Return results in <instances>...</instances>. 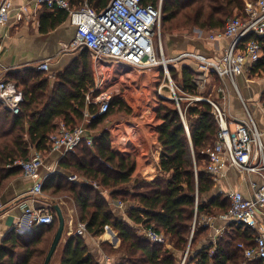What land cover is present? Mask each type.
Segmentation results:
<instances>
[{
	"label": "trees",
	"instance_id": "1",
	"mask_svg": "<svg viewBox=\"0 0 264 264\" xmlns=\"http://www.w3.org/2000/svg\"><path fill=\"white\" fill-rule=\"evenodd\" d=\"M84 1L100 11L110 0H68L72 7H81ZM158 2L141 0L142 5L153 7ZM242 5L243 0H162V29L172 33L220 30ZM66 17L64 11H52L45 20L53 29ZM255 40L264 48V39ZM79 54L78 60L55 76L51 88L46 74L36 67L11 72L3 78L22 92L23 102L17 115L0 104V190L22 175L19 168L11 167L14 161L27 159L31 148L42 153L49 150L47 139L56 129V121L76 127L86 109L85 96L100 92L89 51L81 49ZM122 66L129 67L113 65L116 70ZM168 68L177 95L201 96L216 103V99L197 92L195 73L188 66H182L180 75L171 64ZM134 72L138 75L135 81H122L127 80L112 97L108 112L91 121L89 130L101 129L113 112H122V116L139 118L151 146L144 144L134 124L115 121L93 139L92 148L82 143L59 163L71 174L97 183L100 191L88 184L69 183L61 175H51L44 181L43 192L51 189L52 194L70 196L90 237L100 238L106 227L116 232L120 240L118 249L105 252L114 258V264H180L178 254H186L184 264H262L246 260L238 247H252L257 235V231L242 225L229 223L214 243H202L210 232L200 223L202 218L216 217L230 207L226 197L212 195L214 183L204 171L208 151L213 148L219 130L212 106L183 100L178 108L173 100L159 97L157 89L167 84L161 66L151 68L149 75ZM255 74L264 77V57L249 76ZM211 78L213 84L220 85L215 76ZM163 91L169 93L166 87ZM111 199L126 206L127 221L111 208ZM137 226L164 234L170 249L147 241L137 233ZM56 228L55 216L51 226L37 227L29 237L22 238L11 231L0 246V264H43ZM59 264L98 263L88 253L84 235H74L68 238Z\"/></svg>",
	"mask_w": 264,
	"mask_h": 264
},
{
	"label": "built area",
	"instance_id": "2",
	"mask_svg": "<svg viewBox=\"0 0 264 264\" xmlns=\"http://www.w3.org/2000/svg\"><path fill=\"white\" fill-rule=\"evenodd\" d=\"M13 1L0 0V38L2 27L8 23L13 12ZM32 1L34 7L45 6L51 10L64 11L67 14L68 23L74 28V38L71 42L73 49L88 50L95 64L107 61L127 65L140 72L161 66L167 84H162L158 88L159 97L165 98L163 88L166 87L169 91L168 99L173 100L178 108L179 102L183 100L207 102L212 106L219 130L213 148L208 151L204 171L210 176L214 185L225 175L228 168L245 175H254L260 182L251 185L250 197H244L239 191L226 193L220 191V194L230 201L229 209L216 217H204L200 223L204 227L214 229V239L224 233L225 226L229 223L257 231L252 247H245L242 244L238 247L243 250L246 260H257L264 264V225L259 223L256 216L258 214L264 216V143H262L261 132L248 111L246 112L247 122L231 123L221 107L209 98L177 95V88L173 85L168 68V65L172 63L185 62V65L195 73L194 84L198 93L210 85L212 76H215L220 83L228 81L231 90L243 102L237 78L248 74L264 57V48L255 40V38L264 39V0H247L240 16L229 18L223 29L199 33V38L210 42L230 40L222 56L209 59L196 52H187L173 60H166L161 42L156 43V34L161 25L162 0H159L157 7L142 5L141 0H110L100 11L88 6L86 1L79 8H73L68 0ZM22 11L28 12V6L24 5ZM248 36L251 38H247ZM36 70L47 72L48 62L40 63ZM215 88L217 93L225 94L222 86ZM106 89H101L96 95L89 93L85 96L86 109L83 112V119L93 121L108 112L111 99L116 92L113 89ZM22 102L23 94L15 84L0 79V104L3 108L17 115ZM90 107H92L91 110H89ZM186 131L188 133L187 127ZM85 133L86 130L82 126L70 128L60 122L48 136L49 151L66 155L74 152L82 143L92 148L94 138ZM43 159L42 152L31 148L27 159L16 160L11 165V167L19 168L22 176L31 181L29 195L35 199L43 193L45 179L40 173ZM67 181L88 184L94 189L101 190L97 183L90 182L85 177L71 175ZM104 193L107 194L106 191ZM110 205L125 211V205L118 200L112 199ZM3 207L0 202V210ZM23 210V217L27 218L29 224L35 228L51 226L54 223V214L50 209H33L23 206ZM216 223L224 225L221 228H215ZM85 231L86 224L79 222L75 235L83 236ZM137 233L152 244L169 246L167 237L151 228L138 226ZM185 256L182 264H184ZM103 264H114V261L111 257L103 256Z\"/></svg>",
	"mask_w": 264,
	"mask_h": 264
},
{
	"label": "crops",
	"instance_id": "3",
	"mask_svg": "<svg viewBox=\"0 0 264 264\" xmlns=\"http://www.w3.org/2000/svg\"><path fill=\"white\" fill-rule=\"evenodd\" d=\"M13 2L14 8L10 19L1 29L0 79H3L5 75H8L11 72H18L25 68H37L40 63L47 61L49 64V70L44 73L49 80V87L51 88L54 84L55 76L68 68L74 60L79 59L80 49H73L71 45L74 38V28L68 23L67 17L65 21L56 25L53 29L50 28L49 23L45 20L46 15L52 11L59 10H51L45 6L34 7L32 0H14ZM24 5L28 6V12L22 11ZM73 8L79 7L74 6ZM41 28H47L48 31L43 32ZM201 32L202 31L200 30L192 29L191 31L172 33L168 36L164 45L163 42H161L165 59L173 60L187 52H196L209 59L222 56L226 48L229 46L230 40L225 39L210 42L199 38V33ZM89 60L95 83H97L100 80L101 66L95 64L90 54ZM184 65L185 62L171 64L173 68L177 71L179 70V75L181 74L180 70ZM249 75L250 72L237 78V85L243 102L237 98L235 93L231 90L228 81L224 83L219 82L220 85L215 86L217 88L222 86L225 89V94L217 93L215 88L213 96L214 99L217 100L216 103L226 113L227 119L231 121V123L247 122L248 118L246 112L248 111L258 130L261 132L262 143H264V102H262L264 100H261L262 95H264V77L261 78L258 74H255L253 77H250ZM180 82L181 81L179 80V83ZM213 87V79L210 78V85L205 87V89L207 88L210 90V88ZM240 87L242 88L241 90ZM107 89H113V91L116 92L117 88L111 86ZM118 92H116V94H118ZM168 95L169 93L163 95L165 97L164 99H168ZM118 120H125L126 122L134 124L137 127L138 135L144 144L151 146V142L144 131L139 118L133 116H122L121 118L105 120L101 129L97 130H89L91 121L85 119H82L81 122H76L75 126L84 127L86 130L85 134H90L93 138H96L100 136L103 129H108L113 122ZM60 122L63 121H56V127ZM43 154L44 159L40 173L45 180L51 175H61L65 179L71 175H75L59 166L60 161L67 154L62 155L60 152L49 150L44 151ZM259 182L258 177L254 175H245L232 168H228L225 175L214 185L212 195H220V191H222V193L239 191L244 197H250L252 193L251 185L259 184ZM79 184L83 185V183ZM31 186V181L25 179L22 175H19L11 179L6 187L0 190V202H2L4 206L3 209L0 210V246L6 235L11 231H14L19 237L25 238L31 236L36 230L37 227L35 228L31 226L28 219L23 217V206L33 209H50L55 217V212L52 207L57 205L63 215L65 226L62 238L55 250L50 264H59L67 240L69 237L75 235L78 223L80 222L75 203L68 195L59 196L58 193L52 194L51 189L44 191L42 196L35 199L29 195ZM111 208L118 217L127 221L125 211L118 210L112 206ZM126 209L127 208H125V210ZM9 216L13 217V223L11 226L7 225V218ZM256 216L259 223L264 225V216L260 214ZM223 225L224 224L222 223H216L215 228H221ZM105 230V235L103 234V237L101 236L99 239H93L86 231L84 234L85 238L89 236L88 238L90 239V242L87 241L86 245L88 247V245L90 246L91 244L90 248H88L91 249L93 260L98 264H103V256L111 257L114 261L112 256L102 253L101 248L98 247V245L101 246L102 243H107L106 239L116 235L114 230L110 227H106ZM214 235V229H210L209 237L204 241L205 243L203 242V246H207L211 242L213 243L218 237L217 236L214 239ZM104 236L106 237L105 239ZM117 241H120L118 237H116L115 240L113 239L114 244Z\"/></svg>",
	"mask_w": 264,
	"mask_h": 264
},
{
	"label": "rangeland",
	"instance_id": "4",
	"mask_svg": "<svg viewBox=\"0 0 264 264\" xmlns=\"http://www.w3.org/2000/svg\"><path fill=\"white\" fill-rule=\"evenodd\" d=\"M246 1L247 0H243L242 9H243ZM242 9H240L239 11L234 10V12H233V14H232L231 17L240 16V14L242 13ZM188 31H191V30H188ZM171 34H172V32H165V31H163V29H162V23H161L159 32L157 31V34H156V43L158 44L159 41H160V42H163V45H164L165 42L168 39V36H170ZM80 51H81V49L79 50V52ZM113 65H115V64L114 63H109L107 61L104 62V65H101L100 80L97 82V88L99 90H101L103 88H108V87H111V86H115L117 88L116 89V92H118V91L120 92L121 89L123 88V84L126 83V81L128 80L127 78H129L130 81L132 82V81H135L136 76H138L134 72L135 69L132 68V67H126V66L123 67L122 66V67H119V70H116V68L113 67ZM148 72L149 71H146V73H148ZM137 73H141V72L138 71ZM124 79H127V80L123 83L122 81H124ZM127 85H128V83H127ZM217 85L218 84H214V87L217 86ZM214 87L213 88H210V90H208L207 88L205 90L204 89L203 90H200L199 93L201 92V94L203 93V95L206 94L207 97L214 98V96H213V94L215 93ZM133 89H134V87H133ZM241 89L242 88L240 87V90ZM163 94L164 95H167L165 92H163ZM122 115H123L122 112L119 113V112H116L115 111V112H113V115H112L113 117H111L110 119L121 118ZM191 161L194 162V158L192 156V153H191ZM105 232H106V230L104 229V233H103L104 235H105ZM115 234H116V232H115ZM88 237L89 236H87V238H85V242H87V241L90 242V239ZM102 237H103V235H102ZM116 237H118L117 234L116 235H113L112 237H110L108 239H106L107 240V243H102L101 246L98 245V247L101 248L102 253L107 254V253H105L106 251L107 252H110V251H113V250H117L118 249L119 244H120V241L119 242L117 241L115 244L113 243V239L115 240ZM105 238L106 237L104 236V239ZM93 239H95V238H93ZM90 246H91V244H90ZM90 246L88 245L89 248H90ZM88 247H87V251L90 254V256L92 257L91 249H89ZM164 247L165 248L168 247L167 249H170V245L169 246H164ZM181 256L182 255H179L178 254L179 260H181L180 261V264H182V261H183V258H184V257H181Z\"/></svg>",
	"mask_w": 264,
	"mask_h": 264
},
{
	"label": "water",
	"instance_id": "5",
	"mask_svg": "<svg viewBox=\"0 0 264 264\" xmlns=\"http://www.w3.org/2000/svg\"><path fill=\"white\" fill-rule=\"evenodd\" d=\"M53 210L55 212V216H56V219H57V228H56V232H55V235L52 239V242H51V245L49 247V250H48V253L45 257V260H44V263L43 264H50L51 262V259L55 253V250L62 238V235H63V231H64V226H65V222H64V218H63V215L61 213V210L59 209V207L57 205H54L53 207ZM7 225L8 226H11L12 223H13V217L9 216L7 218Z\"/></svg>",
	"mask_w": 264,
	"mask_h": 264
}]
</instances>
